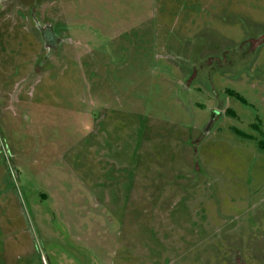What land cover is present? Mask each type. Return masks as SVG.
<instances>
[{"label":"rangeland","instance_id":"obj_1","mask_svg":"<svg viewBox=\"0 0 264 264\" xmlns=\"http://www.w3.org/2000/svg\"><path fill=\"white\" fill-rule=\"evenodd\" d=\"M264 0H0V264H264Z\"/></svg>","mask_w":264,"mask_h":264},{"label":"flooded vegetation","instance_id":"obj_2","mask_svg":"<svg viewBox=\"0 0 264 264\" xmlns=\"http://www.w3.org/2000/svg\"><path fill=\"white\" fill-rule=\"evenodd\" d=\"M263 258H264V256H263Z\"/></svg>","mask_w":264,"mask_h":264}]
</instances>
